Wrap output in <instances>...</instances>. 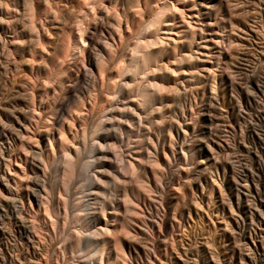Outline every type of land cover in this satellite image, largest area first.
Instances as JSON below:
<instances>
[{"label":"bare ground","instance_id":"bare-ground-1","mask_svg":"<svg viewBox=\"0 0 264 264\" xmlns=\"http://www.w3.org/2000/svg\"><path fill=\"white\" fill-rule=\"evenodd\" d=\"M58 1L18 61L45 88L16 84L0 122V141L12 139L0 150V264H221L211 237L187 228L205 144L192 92L210 72L185 33L194 2ZM241 252L233 264L253 260Z\"/></svg>","mask_w":264,"mask_h":264},{"label":"rangeland","instance_id":"rangeland-1","mask_svg":"<svg viewBox=\"0 0 264 264\" xmlns=\"http://www.w3.org/2000/svg\"><path fill=\"white\" fill-rule=\"evenodd\" d=\"M57 1L0 0V122L1 125L8 124V127L4 124L7 128L9 121L3 117L7 111H4L8 105L6 99L17 85H27V89L29 83L36 81L37 89L44 87L42 79L38 81L33 76L34 81L30 79L28 68L20 69L19 62L33 40L35 42L40 35H47L43 24L48 23L45 21L48 15L43 9L55 7ZM191 2L195 5L189 13L191 15H187L190 27H186L185 33L191 35L194 32L195 42L205 46L204 56L200 58L204 61V68L210 72L194 86L196 91L192 90L191 100L196 104L191 101V109L194 112L195 108V114H199L195 124L204 127L201 137L205 144L201 146L204 151L192 162L189 178L192 179L193 196L191 205L188 204L190 218L187 228H195L194 233L202 229L207 237H211L221 264H233L237 260L234 252L239 253L240 250L253 259H249L247 254L249 262L246 264H264V0H189L185 3L189 5ZM64 3L60 5L66 7ZM48 17L53 18L52 12ZM177 22L178 25L183 24L179 20ZM198 28L202 29L200 33ZM95 36L97 39L100 37ZM15 64L18 71L14 70ZM29 79L32 81L27 83ZM81 85L83 89L85 85ZM26 91L29 93L30 90ZM34 97L37 100L34 102L36 112L43 111L46 96H42L44 101L39 93ZM100 105L103 108L104 104H99L101 110ZM16 108L27 110L22 105ZM97 111L93 118L103 115ZM10 138L7 136L0 141V150L12 143ZM16 150V154L21 152L22 155L21 149ZM42 158L44 163L48 156L44 154ZM40 180L47 182L46 176ZM229 237L241 242L234 243ZM52 243L56 247L59 245L56 241ZM231 246L236 248L229 249Z\"/></svg>","mask_w":264,"mask_h":264}]
</instances>
